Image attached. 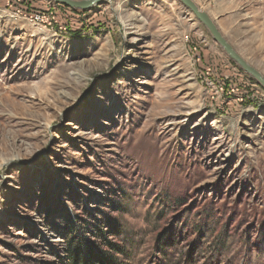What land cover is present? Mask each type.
<instances>
[{"label":"rangeland","instance_id":"374dc122","mask_svg":"<svg viewBox=\"0 0 264 264\" xmlns=\"http://www.w3.org/2000/svg\"><path fill=\"white\" fill-rule=\"evenodd\" d=\"M28 1L72 29L0 0V264H264V89L177 0ZM191 1L264 77V0Z\"/></svg>","mask_w":264,"mask_h":264},{"label":"water","instance_id":"95a60500","mask_svg":"<svg viewBox=\"0 0 264 264\" xmlns=\"http://www.w3.org/2000/svg\"><path fill=\"white\" fill-rule=\"evenodd\" d=\"M54 4L66 7L73 11L87 12L94 7L103 6L110 0H49ZM180 2L193 17L201 23L209 35L212 37L213 41L221 48V50L229 57V59L235 63V65L240 68L245 74L251 77L259 86L264 89V77L251 65H249L233 47L224 39V37L219 32L215 23L201 11L191 0H177Z\"/></svg>","mask_w":264,"mask_h":264},{"label":"built area","instance_id":"2783aa9c","mask_svg":"<svg viewBox=\"0 0 264 264\" xmlns=\"http://www.w3.org/2000/svg\"><path fill=\"white\" fill-rule=\"evenodd\" d=\"M2 5L10 18L47 31L54 38H65L72 29L52 6L34 8L28 0H2Z\"/></svg>","mask_w":264,"mask_h":264},{"label":"clouds","instance_id":"9594fccd","mask_svg":"<svg viewBox=\"0 0 264 264\" xmlns=\"http://www.w3.org/2000/svg\"><path fill=\"white\" fill-rule=\"evenodd\" d=\"M118 19L120 21L121 24H125L126 23V17L124 16H118Z\"/></svg>","mask_w":264,"mask_h":264},{"label":"trees","instance_id":"16d2710c","mask_svg":"<svg viewBox=\"0 0 264 264\" xmlns=\"http://www.w3.org/2000/svg\"><path fill=\"white\" fill-rule=\"evenodd\" d=\"M61 7H63V6H61ZM63 8H66V7H63ZM68 9V8H67ZM73 255H74V253H73ZM76 261H77V263H79V261H80V258H79V256L77 255V257H76Z\"/></svg>","mask_w":264,"mask_h":264}]
</instances>
